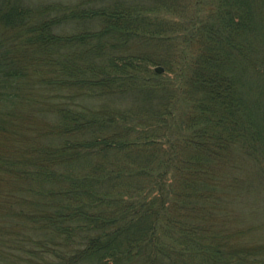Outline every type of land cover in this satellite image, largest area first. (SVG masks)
<instances>
[{
  "label": "trees",
  "instance_id": "trees-1",
  "mask_svg": "<svg viewBox=\"0 0 264 264\" xmlns=\"http://www.w3.org/2000/svg\"><path fill=\"white\" fill-rule=\"evenodd\" d=\"M263 210L264 0H0V264H264Z\"/></svg>",
  "mask_w": 264,
  "mask_h": 264
},
{
  "label": "rangeland",
  "instance_id": "rangeland-1",
  "mask_svg": "<svg viewBox=\"0 0 264 264\" xmlns=\"http://www.w3.org/2000/svg\"><path fill=\"white\" fill-rule=\"evenodd\" d=\"M23 2L26 3H33V4H39V5H46V4H53V5H73V4H77L79 2H92V1H99V0H21ZM66 28V27H65ZM264 211V210H263ZM261 218L264 220V212L263 214H260ZM260 219V218H259ZM261 235L263 236L262 241L264 239V232L261 233ZM4 253L3 250H0V254ZM31 262H33V260H30ZM78 264H94L91 263V261H84L82 263H78Z\"/></svg>",
  "mask_w": 264,
  "mask_h": 264
},
{
  "label": "water",
  "instance_id": "water-1",
  "mask_svg": "<svg viewBox=\"0 0 264 264\" xmlns=\"http://www.w3.org/2000/svg\"><path fill=\"white\" fill-rule=\"evenodd\" d=\"M155 70H156L157 72H161V71L163 70V68H162L161 66H157V67H155Z\"/></svg>",
  "mask_w": 264,
  "mask_h": 264
}]
</instances>
